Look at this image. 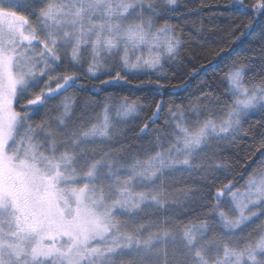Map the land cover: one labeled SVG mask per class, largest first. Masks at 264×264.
<instances>
[{
  "label": "snow or ice",
  "instance_id": "6c2138e0",
  "mask_svg": "<svg viewBox=\"0 0 264 264\" xmlns=\"http://www.w3.org/2000/svg\"><path fill=\"white\" fill-rule=\"evenodd\" d=\"M176 4L41 0L38 10L29 3L24 7L33 11L20 14L16 0H0V264H169L170 250L176 264H264V219L255 238L243 235L254 218L264 217V165L249 174L243 190H233L231 181L218 188L212 197L216 203L198 222L177 225L148 215L178 202L165 190L166 176L195 172L208 180L212 165L197 157L213 142L234 146L242 133L248 135L243 122L249 113L264 111V81L246 85L243 67L226 76L233 99L219 120H201L199 107L194 118L170 109L175 126L168 134L169 147L161 145L131 163L103 150L100 158L89 156L96 151L90 145L116 135L107 105L103 121L90 125L69 126L70 97L61 101L55 128L47 119L32 120L34 112L76 79L75 70L53 75L62 52L74 69L89 53L92 75L115 57L132 70H160L165 54L174 59L180 39L167 23L156 27V17ZM240 6L248 8L244 0ZM251 11L264 16V0H256ZM244 27L251 29L252 21ZM114 79L125 77L117 71ZM41 83L45 87L36 92ZM161 107L157 105V114ZM136 108L135 102H125L117 114L127 117ZM222 167L227 164L215 165ZM225 196L230 198L227 212L221 208ZM189 199L192 194L185 193L182 201ZM212 213L218 219L210 220ZM213 225L224 231L210 235L216 232Z\"/></svg>",
  "mask_w": 264,
  "mask_h": 264
},
{
  "label": "trees",
  "instance_id": "16d2710c",
  "mask_svg": "<svg viewBox=\"0 0 264 264\" xmlns=\"http://www.w3.org/2000/svg\"><path fill=\"white\" fill-rule=\"evenodd\" d=\"M40 2L23 0L22 3L21 0L17 3L18 11L20 14L31 13L33 9L24 5L34 3L38 10ZM244 3L247 9L240 6V0H177L174 10L156 17L157 27L167 23L180 39L176 57H167L160 70L131 72L118 59H114L105 63L102 73L92 75L88 72V57L83 56L81 64L74 69L70 56L62 52L58 70L53 75H71L75 70L76 79L67 91L50 98L46 107L34 112L33 122L47 119L55 128L56 117L62 110L61 101L65 97L74 101L72 116L68 121L70 127H77L81 122L85 125L97 123L107 105L116 135L110 142L90 145L96 151H90L89 156L100 158L103 151H108L119 157L121 162L131 163L135 158L145 159L147 155L161 150V145L163 148L169 147L172 137L168 134L175 126L173 117L169 115L170 109L183 111L186 117L194 118V109L199 107L201 120L209 117L219 120L226 111L225 106L232 101L226 78L230 70L243 67L244 83L249 87L264 81V16L257 17L251 11V5L256 0H244ZM32 20H35L34 15ZM250 21L252 28L246 29L244 26ZM242 32L244 35H241ZM117 71L125 79L116 81L114 77ZM50 83L55 89L57 80L53 79ZM44 87L45 84L41 83L35 91L39 92ZM125 102H135L137 106L136 112L127 117L117 114L119 106ZM158 104H162V107L157 114ZM16 107L19 110V105ZM192 122L189 120L190 124ZM145 125L147 128L141 132ZM243 130L248 135L242 133L234 146L213 142L197 157L205 165H212L208 180L202 179L203 173L198 175L195 172L191 175L177 172L166 176L165 190L178 202L160 210L159 214L148 215L153 219L158 216L161 220L167 217L177 225L188 224L207 216L216 203L212 197L224 184L231 181L235 186L233 190H243L249 174L264 165V148L261 147L264 141V111L257 109L249 113L243 122ZM218 162L226 163L227 167L215 168ZM185 193H191L193 199L182 201ZM223 199L225 203L221 208L227 212L230 198L225 196ZM182 203L187 208L181 206ZM208 218L218 219L215 213ZM262 219L264 217L254 218L243 235L248 237L251 233V238H255L258 234L256 226ZM213 227L216 232L210 235L224 231L219 225ZM169 264H176L171 250Z\"/></svg>",
  "mask_w": 264,
  "mask_h": 264
},
{
  "label": "rangeland",
  "instance_id": "374dc122",
  "mask_svg": "<svg viewBox=\"0 0 264 264\" xmlns=\"http://www.w3.org/2000/svg\"><path fill=\"white\" fill-rule=\"evenodd\" d=\"M21 0H16V3H19ZM175 7V6H174ZM157 23V22H156ZM157 27V26H156ZM141 53H139V52H137L136 53V55H140ZM144 54L145 55H147V50H144ZM83 56H86V57H88L87 58V60L89 61L90 60V55H89V53H87V52H85L84 54H83ZM168 56L165 54V55H163L162 56V58H161V61H160V65L162 64V62L167 58ZM114 59H118L119 60V57H115V58H110V59H108L107 60V62H112ZM133 59H134V57H133ZM120 61V60H119ZM160 67V66H159ZM128 70H130L131 72H138V71H141V72H148V71H155L154 69H151V68H147V67H142V68H139V69H135V70H132V69H128ZM101 71V72H100ZM103 71H102V68L95 74V75H97V74H99V73H102ZM229 86V85H228ZM233 99V98H232ZM103 116H104V114L99 118V119H97L96 120V122L97 123H99V122H102L103 121ZM108 116H109V119H110V117H111V115L110 114H108ZM99 120V121H98ZM164 183H165V178H164Z\"/></svg>",
  "mask_w": 264,
  "mask_h": 264
}]
</instances>
